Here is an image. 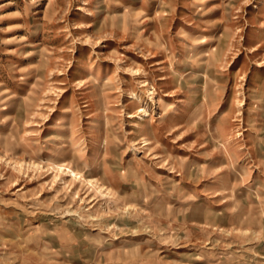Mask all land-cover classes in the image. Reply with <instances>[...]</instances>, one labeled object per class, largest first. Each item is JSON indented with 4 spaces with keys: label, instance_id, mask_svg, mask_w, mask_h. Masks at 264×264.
I'll return each instance as SVG.
<instances>
[{
    "label": "rangeland",
    "instance_id": "1",
    "mask_svg": "<svg viewBox=\"0 0 264 264\" xmlns=\"http://www.w3.org/2000/svg\"><path fill=\"white\" fill-rule=\"evenodd\" d=\"M0 264H264V0H0Z\"/></svg>",
    "mask_w": 264,
    "mask_h": 264
},
{
    "label": "bare ground",
    "instance_id": "2",
    "mask_svg": "<svg viewBox=\"0 0 264 264\" xmlns=\"http://www.w3.org/2000/svg\"><path fill=\"white\" fill-rule=\"evenodd\" d=\"M145 107V106H144ZM139 110H144L142 107H139ZM145 113V112H144ZM131 115V114H130ZM143 115V114H142ZM132 116V115H131ZM145 143H148V141H147V139H145ZM56 168L58 169V170H62V169H64V168H62V164H58L57 166H56ZM67 171H68V173L69 174H71L74 178H78L79 177V175H77V172L74 170V169H71V168H67Z\"/></svg>",
    "mask_w": 264,
    "mask_h": 264
}]
</instances>
